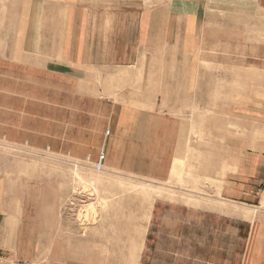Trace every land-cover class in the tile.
<instances>
[{
	"label": "crops",
	"instance_id": "crops-1",
	"mask_svg": "<svg viewBox=\"0 0 264 264\" xmlns=\"http://www.w3.org/2000/svg\"><path fill=\"white\" fill-rule=\"evenodd\" d=\"M241 72L255 86L228 113ZM261 105L264 0H0V141L210 185L215 209L155 202L134 257L177 240L164 254L264 264Z\"/></svg>",
	"mask_w": 264,
	"mask_h": 264
},
{
	"label": "rangeland",
	"instance_id": "rangeland-1",
	"mask_svg": "<svg viewBox=\"0 0 264 264\" xmlns=\"http://www.w3.org/2000/svg\"><path fill=\"white\" fill-rule=\"evenodd\" d=\"M248 76L241 72L239 88L224 91L230 100L228 113H235V102H247L255 86ZM243 135L246 132L239 136ZM67 151H35L0 141V211H4L0 264H201L164 254L173 248L179 252L177 240L173 245L155 241L157 251L150 246L152 239L150 244L144 240L135 257L132 246L141 243L140 230L147 226L151 208L159 200L215 209L208 183L199 188L198 182L192 184L184 175L173 176L170 182L152 181L111 172L103 164L98 170L102 161L73 160L64 155ZM174 212L181 209L175 206ZM17 213L18 218L7 219ZM158 225L161 230L162 223ZM164 227H178L177 219L166 220Z\"/></svg>",
	"mask_w": 264,
	"mask_h": 264
},
{
	"label": "built area",
	"instance_id": "built-area-1",
	"mask_svg": "<svg viewBox=\"0 0 264 264\" xmlns=\"http://www.w3.org/2000/svg\"><path fill=\"white\" fill-rule=\"evenodd\" d=\"M102 163H100L98 166H97V169L100 170L101 169V165Z\"/></svg>",
	"mask_w": 264,
	"mask_h": 264
},
{
	"label": "bare ground",
	"instance_id": "bare-ground-1",
	"mask_svg": "<svg viewBox=\"0 0 264 264\" xmlns=\"http://www.w3.org/2000/svg\"><path fill=\"white\" fill-rule=\"evenodd\" d=\"M76 167L78 168V165H76Z\"/></svg>",
	"mask_w": 264,
	"mask_h": 264
}]
</instances>
